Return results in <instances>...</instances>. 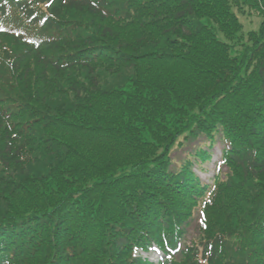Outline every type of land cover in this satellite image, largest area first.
Returning <instances> with one entry per match:
<instances>
[{
	"label": "trees",
	"instance_id": "1",
	"mask_svg": "<svg viewBox=\"0 0 264 264\" xmlns=\"http://www.w3.org/2000/svg\"><path fill=\"white\" fill-rule=\"evenodd\" d=\"M201 136L226 144L213 184L173 167ZM153 245L264 264V0H0V264Z\"/></svg>",
	"mask_w": 264,
	"mask_h": 264
},
{
	"label": "rangeland",
	"instance_id": "2",
	"mask_svg": "<svg viewBox=\"0 0 264 264\" xmlns=\"http://www.w3.org/2000/svg\"><path fill=\"white\" fill-rule=\"evenodd\" d=\"M258 20H256L254 23H252V25H248L246 27V29H250L251 27H258ZM220 135V134H219ZM185 138H181V140H183ZM206 138L204 136H201L200 138H198V140H196L195 142H187L184 146L179 147V146H175L173 149V158H174V165L173 167L176 168H180V166L182 165V163H184L187 159V153L189 152V154L191 155V153L194 152V149L198 148V149H204V150H208V144H206ZM224 147V143L223 140H221V138H218V141L215 145V147L212 150L213 155H220L222 149ZM190 160H193V170L197 173V175L201 178V180L203 181H210L213 179V167H214V163L213 160H210L209 162H205L206 164L202 165L201 163H199V161L195 160L194 157H192ZM206 168V170H204V168ZM204 171V172H203ZM198 212L196 211V214L194 216V220L191 222V225H189L188 227V235H187V242L190 243V240L195 238V237H199L198 235Z\"/></svg>",
	"mask_w": 264,
	"mask_h": 264
}]
</instances>
